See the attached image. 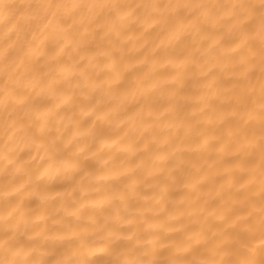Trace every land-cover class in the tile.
I'll return each mask as SVG.
<instances>
[{"label": "bare ground", "instance_id": "1", "mask_svg": "<svg viewBox=\"0 0 264 264\" xmlns=\"http://www.w3.org/2000/svg\"><path fill=\"white\" fill-rule=\"evenodd\" d=\"M0 264H264V0H0Z\"/></svg>", "mask_w": 264, "mask_h": 264}]
</instances>
